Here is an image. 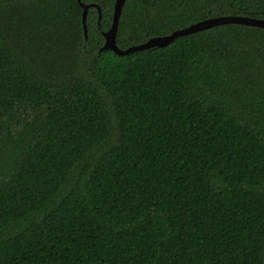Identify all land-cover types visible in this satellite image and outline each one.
<instances>
[{
    "label": "trees",
    "instance_id": "obj_1",
    "mask_svg": "<svg viewBox=\"0 0 264 264\" xmlns=\"http://www.w3.org/2000/svg\"><path fill=\"white\" fill-rule=\"evenodd\" d=\"M0 0V264H264V28L102 50L116 0ZM264 0H127L126 49Z\"/></svg>",
    "mask_w": 264,
    "mask_h": 264
},
{
    "label": "water",
    "instance_id": "obj_2",
    "mask_svg": "<svg viewBox=\"0 0 264 264\" xmlns=\"http://www.w3.org/2000/svg\"><path fill=\"white\" fill-rule=\"evenodd\" d=\"M126 1L127 0H116V3L114 5L112 25L108 30L103 31L105 43H104V46L102 47V50H112L116 54L125 55V54H130L136 51H140V50L151 49L153 47H164L168 45L169 43H171L174 39H176L179 36L192 34L195 32L203 31V30L216 27L219 25H224V24H242V25L264 28V17H257V16H251L247 14H238V13L224 14V15H218V16H212L209 18H205L198 22L192 23L189 26L176 29L170 34L151 37L145 42H142L140 44H135L126 49H123L119 47L117 44V35H118V28H119L121 14H122ZM80 5L83 8V25H84V30H85V36L86 38H88L87 17H88L89 9L92 6H95L98 8L99 23L102 18V10H101V7L95 3L90 4V3H85L80 0Z\"/></svg>",
    "mask_w": 264,
    "mask_h": 264
}]
</instances>
